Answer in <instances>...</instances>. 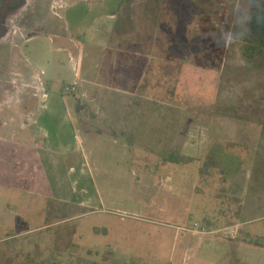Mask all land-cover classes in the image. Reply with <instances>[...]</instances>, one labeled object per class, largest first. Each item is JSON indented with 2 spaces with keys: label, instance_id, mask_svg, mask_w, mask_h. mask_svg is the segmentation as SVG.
Returning <instances> with one entry per match:
<instances>
[{
  "label": "rangeland",
  "instance_id": "obj_1",
  "mask_svg": "<svg viewBox=\"0 0 264 264\" xmlns=\"http://www.w3.org/2000/svg\"><path fill=\"white\" fill-rule=\"evenodd\" d=\"M90 1L40 0L33 20L72 34L115 13L92 28L117 52L87 61L138 85L124 104L82 87L87 119L70 82L44 80L46 36L26 51L47 99L27 62L0 72V264H264V56L244 55L264 0Z\"/></svg>",
  "mask_w": 264,
  "mask_h": 264
},
{
  "label": "crops",
  "instance_id": "obj_2",
  "mask_svg": "<svg viewBox=\"0 0 264 264\" xmlns=\"http://www.w3.org/2000/svg\"><path fill=\"white\" fill-rule=\"evenodd\" d=\"M79 2L80 1H77L76 3H79ZM76 3H73V5ZM101 3H102L101 0H99V2L98 1L97 2L96 1L88 2V7H89L88 13H90L91 11H94L98 7H103V9H105L106 4L101 5ZM108 15L109 14H106V13L99 14V16H96L93 19H91L90 23H85L84 21H80V23L78 22L77 24L72 23L74 26V30H73L72 34L68 31V28H67L68 25H67L65 19L62 18V16H61V18L58 17V18H56L55 30H53L51 33H47V34L46 33L45 34L39 33V34L31 35L29 38H27L22 43V45H18L20 50L18 52H16L15 61L23 60L24 62H27L25 65H23L24 66V69H22L23 71L29 72L30 74H33V75H36L37 72H40V71H35V68H32L30 66V64L28 63L29 55H27L26 49H28V47H30V45H32V44L34 45L35 42L37 40H39L41 37L46 36V37H48L50 44L52 42V39H54V41H53L54 44H53V47H51V49H50V50H52V52L45 54V56H44V60L46 61V64L48 66H50V68L48 67V69H46L42 66L39 67L41 69V71L44 72V74H45L44 80L46 79V81H51V80H58L59 81L61 79L62 82H64V83L65 82H73L75 80H78L80 82V87L81 88L83 87L84 89H93V90L103 89L104 90L106 88H113V89L125 90L126 97H125V99L119 98V103H122V104H124L126 102L128 103L131 100L129 98V96H127V95H129L128 93L130 91H132L138 85V81L136 79L134 80V78H133V77H136V75L135 76H134V74L128 75L127 72H125V73H121V72L118 73L117 72L115 77H113V76H110L109 72L107 73L104 71L103 75L98 78V75H96L94 68L92 67L91 62L87 61L88 58L90 59V57H93L94 55H97V54H98V56H103L101 53L104 51L106 53H107V51H110V53H111L112 47L114 49L115 48L118 49L117 46H112V45H110V43L106 44L107 41L105 43H103V38L108 33L109 34L113 33V32H111V30H105V36H104L103 34H101V31L99 33V32H96V28L95 29L92 28V27H94V25L100 23L99 22L100 19L103 18L104 16L109 17L112 20L117 18V17H115L116 16L115 13H111L109 16ZM114 26H116V24ZM118 27H119V25L117 26L116 29H114L116 40H118L117 38H119L123 33L122 29L120 27L119 28ZM95 33H97V35H100V37L93 40L92 38L95 36ZM109 41H111V40H109ZM56 43L58 45H56ZM114 49L112 52H114V53L117 52V51H114ZM53 51H54V53H53ZM62 53L68 54V59H69V63H70V68L68 70H66L65 67H62L63 64H61V62H60L59 58H62ZM114 53L113 54L111 53V55H114ZM124 55L122 54L120 56H124ZM67 77H70L71 81H67L68 80ZM44 83H45V81H44ZM133 84L135 86H133ZM86 103H87L86 100L81 98V99L76 100V103L74 106L78 109V111H80V113H82L84 115L86 113V109H87ZM137 105L138 104H136V106ZM32 111H33V108L31 107L29 112H32ZM129 114L122 113L121 115L126 116ZM84 116L88 119V117L86 115H84ZM136 116H137V113H136ZM124 117L122 118L123 121H124ZM122 124H120V126H119L120 128H122V126H123ZM124 124H125V121H124ZM19 133H21V136H23V137L24 136L34 137L33 132L31 133L28 130H24V131L19 130ZM93 134H95V133H93L91 131L87 132V136L90 138L92 137ZM17 139H20V137H18V138L16 137L15 140H17ZM0 141H3V140H0ZM5 142H8V141L5 140L3 143H5ZM32 143H33V141L30 144H27V141H26V144H27L26 146H28L29 149L34 150V148L32 146H36V145L35 144L32 145ZM16 145L20 146L23 149V145H22L21 141L18 142V140H17Z\"/></svg>",
  "mask_w": 264,
  "mask_h": 264
},
{
  "label": "flooded vegetation",
  "instance_id": "obj_3",
  "mask_svg": "<svg viewBox=\"0 0 264 264\" xmlns=\"http://www.w3.org/2000/svg\"><path fill=\"white\" fill-rule=\"evenodd\" d=\"M38 2L37 4L35 0H0V72L8 69L15 62L16 47L19 45L17 41L20 39L17 37H24L23 30L28 34L32 32V35L39 34L40 31H35L37 27L44 28L42 34L47 30L48 33L55 30L56 18H51L48 12L47 14L45 12L49 18L46 24L33 20L39 12L40 0ZM22 21H25V24ZM30 36L31 33L28 38Z\"/></svg>",
  "mask_w": 264,
  "mask_h": 264
},
{
  "label": "trees",
  "instance_id": "obj_4",
  "mask_svg": "<svg viewBox=\"0 0 264 264\" xmlns=\"http://www.w3.org/2000/svg\"><path fill=\"white\" fill-rule=\"evenodd\" d=\"M244 55L249 61L264 56V9L255 10L251 16Z\"/></svg>",
  "mask_w": 264,
  "mask_h": 264
},
{
  "label": "built area",
  "instance_id": "obj_5",
  "mask_svg": "<svg viewBox=\"0 0 264 264\" xmlns=\"http://www.w3.org/2000/svg\"><path fill=\"white\" fill-rule=\"evenodd\" d=\"M36 78L38 79L39 82L38 85L36 86L38 92L36 93L35 96L38 95V97L42 98V100H45L48 97V92L45 89L43 79L41 78V75L40 76L36 75ZM80 90L81 87H80V82L78 80H75L70 83H66L63 87V92L65 94L72 95L76 99H79L80 97Z\"/></svg>",
  "mask_w": 264,
  "mask_h": 264
}]
</instances>
